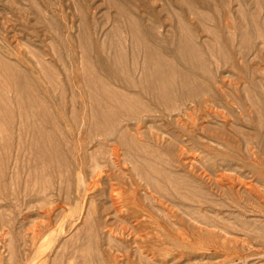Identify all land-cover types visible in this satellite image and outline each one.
I'll use <instances>...</instances> for the list:
<instances>
[{"label": "rangeland", "instance_id": "obj_1", "mask_svg": "<svg viewBox=\"0 0 264 264\" xmlns=\"http://www.w3.org/2000/svg\"><path fill=\"white\" fill-rule=\"evenodd\" d=\"M0 264H264V0H0Z\"/></svg>", "mask_w": 264, "mask_h": 264}, {"label": "bare ground", "instance_id": "obj_2", "mask_svg": "<svg viewBox=\"0 0 264 264\" xmlns=\"http://www.w3.org/2000/svg\"><path fill=\"white\" fill-rule=\"evenodd\" d=\"M201 86V85H200ZM19 89V88H18ZM196 96V95H195ZM197 97V96H196ZM208 97V96H207ZM180 121V120H179ZM19 132V131H18ZM139 139V138H138ZM139 141V140H138ZM115 148V147H114ZM117 153V152H116ZM113 156V155H112ZM116 157V156H115ZM118 159V158H117ZM121 161V160H120ZM100 167V166H99ZM114 200V199H113ZM114 202V201H113ZM116 204V203H115ZM138 222V221H137ZM4 228V227H3ZM114 228V227H113ZM5 233V232H4ZM122 233V232H121ZM3 236V234H2ZM121 236V235H120Z\"/></svg>", "mask_w": 264, "mask_h": 264}]
</instances>
